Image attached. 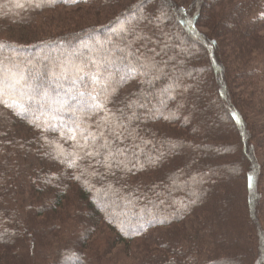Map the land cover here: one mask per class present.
Here are the masks:
<instances>
[{
	"label": "trees",
	"instance_id": "16d2710c",
	"mask_svg": "<svg viewBox=\"0 0 264 264\" xmlns=\"http://www.w3.org/2000/svg\"><path fill=\"white\" fill-rule=\"evenodd\" d=\"M21 68L0 85V264H264V0H0V78ZM105 68L107 109L139 117L104 129L111 168L52 103L82 115Z\"/></svg>",
	"mask_w": 264,
	"mask_h": 264
},
{
	"label": "snow or ice",
	"instance_id": "6c2138e0",
	"mask_svg": "<svg viewBox=\"0 0 264 264\" xmlns=\"http://www.w3.org/2000/svg\"><path fill=\"white\" fill-rule=\"evenodd\" d=\"M66 3H75L77 0H65ZM39 6V4H37ZM129 23V28L125 29L123 25L120 26L119 31H132L131 23ZM139 59V58H137ZM111 63V61H109ZM155 64L152 63L149 58L145 57L143 60H141L139 63H134L132 61H129V64L127 66V73L124 75H121L119 77V80L123 82L128 76H131L135 78L137 74L147 76L149 74V69L154 68ZM106 75L103 78V88L99 95H92L89 93V97L91 99V103H83L80 100H76L75 97H72V100H75L76 103H80L81 107L79 109V113H81L83 116H97L98 113H107L106 116H104L102 119H100L96 127L99 129L97 133H93L88 130L87 127H82L84 121L82 118V115L78 114V110L73 106L72 103L69 102L68 99H56L53 100L52 103L54 105H58V107L53 108V111L55 112H61V111H68L71 112L73 117L75 119L71 120V124L75 126V128L69 127L67 131L71 133L70 139L76 140L77 139V130H79V135L84 140V148L86 149L88 147V142L91 141L92 144L95 146L94 151H86L85 154L87 156H99L100 155V149H107V153L105 155L104 160L102 163L106 168H111L112 161H118L120 165H123V160H118L119 157H122L124 155V151L120 148H116L115 151L112 150L111 144L108 142V137L104 135V129H107L110 134H113L116 136L117 139L125 137V133H127L128 137H131L133 135L134 129L130 128V122L133 119H138L139 117L136 116L134 110H133V103L130 102L126 105V107L131 110V115L125 116L123 110H121L120 116H116L114 113H111L110 110L107 109V103L109 102L110 98L113 97L118 92V87L116 86V81L113 73L105 68ZM4 75L2 78H0V85H3L8 88H15L16 86H22V82L26 80H35L36 77L29 73L28 76H25L24 70L21 68L19 71H13L12 69H3ZM52 75H56L53 73ZM91 76V79L93 83H97V77L99 75V71L97 73H91L88 74ZM158 78V77H157ZM27 87L31 90L32 85L28 84ZM49 93L45 90L43 92V96L47 97ZM59 95V94H57ZM78 95L80 97H83L85 93L79 92ZM140 107H143V104L139 105ZM24 111H27L26 109H22L21 112L18 113V115H23ZM111 117V119H109ZM53 119H58V117H53ZM127 121L128 123H126ZM53 129H55L56 125H50ZM63 135V131H62ZM97 139H103L104 143L97 144ZM142 139V138H141ZM143 143L147 144L149 141L142 140ZM137 149H139V145H135ZM61 155H64L61 153ZM70 155V154H69ZM160 156H163V153H160ZM149 163H155L154 160L149 156L147 157ZM75 165V160H71L70 163H68L69 167H72ZM143 167V165H140ZM94 174V173H93ZM79 179L80 177H76ZM251 177H249V187H251Z\"/></svg>",
	"mask_w": 264,
	"mask_h": 264
}]
</instances>
